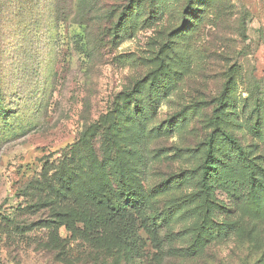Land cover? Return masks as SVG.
<instances>
[{
    "label": "trees",
    "instance_id": "trees-1",
    "mask_svg": "<svg viewBox=\"0 0 264 264\" xmlns=\"http://www.w3.org/2000/svg\"><path fill=\"white\" fill-rule=\"evenodd\" d=\"M221 1L72 0L71 20L59 17L58 0L50 5L57 26L62 21L82 24L87 14H100L97 43L103 46L107 39L116 44L122 35L140 29H158L159 35L154 39L157 50L137 60L142 75L113 98L105 115L82 129L61 158L45 162L24 192H36V210H49L44 226L64 227L72 239L86 244L93 264H161L168 256L202 257L223 231H245L240 223L215 221L222 208L215 196L218 189L242 198L245 216L264 219V80L247 86L241 67L232 65L216 96L183 104L165 120L157 119L156 102L181 91L204 63L196 45L205 25L223 10ZM4 63L0 57V115L7 121L0 135L7 132L5 138L12 140L32 125L10 124L19 107H13L17 95L3 88ZM240 83L247 94L241 102ZM193 121L203 138L190 148L178 146L175 153L186 156L189 166L149 184L150 161L140 146L191 132ZM161 156L157 151L153 162Z\"/></svg>",
    "mask_w": 264,
    "mask_h": 264
},
{
    "label": "rangeland",
    "instance_id": "rangeland-1",
    "mask_svg": "<svg viewBox=\"0 0 264 264\" xmlns=\"http://www.w3.org/2000/svg\"><path fill=\"white\" fill-rule=\"evenodd\" d=\"M54 1L0 0V57L5 60L2 85L17 95L13 107H19V115L10 124L32 125L27 134L12 140L5 138L7 132L0 135V264L94 263L86 244L72 239L64 227L52 230L44 226L49 210H36V192L27 196L24 192L45 162L61 158L77 142L82 129L105 115L113 98L132 78L142 75L137 60L158 48L154 44L158 29H140L122 35L116 44L109 39L104 46L98 44L102 25L96 20L100 14L90 18L87 14L82 24L62 21L57 26L51 17ZM58 2L59 17L73 19L72 0ZM221 3L223 10L217 18H210L213 22L205 25L196 45L204 63L181 91L156 102L158 122L178 112L183 104L220 93L232 65L241 67L247 86L264 80V0ZM237 96L239 102L247 97L241 83ZM6 122L0 115L2 128ZM191 125V132L146 140L140 146L150 161L146 167L149 184L189 166L186 156L175 153L178 146L190 148L203 138L204 132L195 130L196 123ZM247 137L251 139L249 134ZM157 151L163 156L155 163ZM215 196L222 203L215 221L240 223L246 232L239 228L223 231L202 257L178 260L168 256L161 264H264V219L245 216L242 198L222 189Z\"/></svg>",
    "mask_w": 264,
    "mask_h": 264
}]
</instances>
